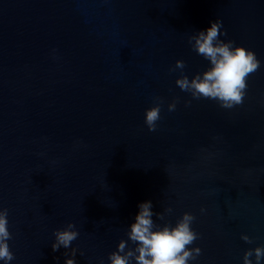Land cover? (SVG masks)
Returning a JSON list of instances; mask_svg holds the SVG:
<instances>
[{
    "label": "water",
    "instance_id": "water-1",
    "mask_svg": "<svg viewBox=\"0 0 264 264\" xmlns=\"http://www.w3.org/2000/svg\"><path fill=\"white\" fill-rule=\"evenodd\" d=\"M217 19L221 39L262 62L231 110L192 99L170 71L177 60L189 78L207 69L188 40ZM149 200L157 223L196 217L193 264H243L264 246V0H0V209L13 264H64L51 245L69 223L78 264H109Z\"/></svg>",
    "mask_w": 264,
    "mask_h": 264
},
{
    "label": "clouds",
    "instance_id": "clouds-1",
    "mask_svg": "<svg viewBox=\"0 0 264 264\" xmlns=\"http://www.w3.org/2000/svg\"><path fill=\"white\" fill-rule=\"evenodd\" d=\"M222 29L223 21L217 19L188 40L192 51L207 61L205 71L189 78L185 74L187 66L183 60H177L170 71H180L175 84L181 91L190 94L192 99L215 101L220 108L231 110L243 104L247 95L248 77L260 69L262 62L254 51L237 46L233 40L221 39L227 37V31ZM178 103V98L173 100L168 105V111L174 112ZM162 105L163 100L157 97L154 106L145 111V124L151 132L157 130ZM190 105L191 101L185 106ZM137 207L134 222L126 232L127 238L122 239L116 250L109 254V264H193L197 261L202 249L191 246L201 237L192 227L196 219L193 214L184 213L174 225L170 222L161 224L156 221H164L165 215L153 211L151 200ZM165 211L171 214L173 209ZM205 211L201 209L202 213ZM9 223L8 209H0V264H13L16 259L9 243L13 238ZM53 236L52 251L58 252L63 248L66 250L63 253L64 264H78L77 256H83L84 253L73 247V242L80 236L76 224H67L63 229L56 230ZM241 239L248 244L253 242L248 235H242ZM101 264L104 262L101 261ZM243 264H264V246L246 251Z\"/></svg>",
    "mask_w": 264,
    "mask_h": 264
}]
</instances>
